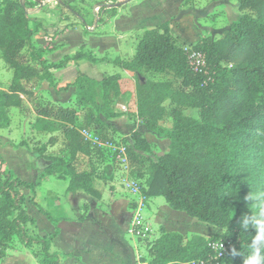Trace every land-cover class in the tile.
<instances>
[{"label": "trees", "instance_id": "1", "mask_svg": "<svg viewBox=\"0 0 264 264\" xmlns=\"http://www.w3.org/2000/svg\"><path fill=\"white\" fill-rule=\"evenodd\" d=\"M237 10L239 19L217 40L206 37L185 47L162 24L142 34L128 61L98 59L78 51L47 65L39 57L41 50L32 44L33 31L25 8L13 0H0V54L12 72L8 90H0V129L9 125V108H23V96L34 108L37 133L51 134L47 144H54V132L63 136L66 158L46 156L45 147L31 152L49 161L45 175L69 179V193L98 195L92 176L79 171L75 164L77 159L93 155L80 132L111 127L108 120L116 117L111 105L122 95L120 76L95 80L81 74L71 84L59 87L50 70L86 59L91 63L111 62L148 77L136 87V117L146 130L166 137L169 146L156 159L146 158L143 155L151 152L152 144L141 133L131 132L133 145L127 158L137 171L146 169L145 176H134L144 179V198H162L171 210L214 229L217 225L229 227V232H218L209 239L194 235L186 240V236L160 228L158 238L148 245L147 264H215L208 262L213 256L208 244L221 239L247 252L252 234L240 231L236 222L251 211L245 197L250 192H264V0H237ZM114 15L115 9L108 10L107 19ZM192 51L204 56L205 67L200 74L188 66L187 56ZM158 75L179 81L168 108L162 105L160 93L169 86L155 80ZM41 83L56 94L72 87L75 108L34 105L33 91ZM90 105L94 111L88 110ZM184 109L196 110L198 120L184 116ZM165 119L172 121L168 131L161 126ZM2 166L0 154V263L17 238L32 244L24 227L33 219L24 206L26 201L35 204L20 190L30 191L34 185L13 178ZM51 238L38 242L44 261L49 260L47 264H55L57 259L47 253ZM226 262L242 264V257L227 255L219 260V264Z\"/></svg>", "mask_w": 264, "mask_h": 264}, {"label": "crops", "instance_id": "2", "mask_svg": "<svg viewBox=\"0 0 264 264\" xmlns=\"http://www.w3.org/2000/svg\"><path fill=\"white\" fill-rule=\"evenodd\" d=\"M34 1L38 4L28 9L27 16L34 21L36 19L35 22L39 24V27L34 28L30 20L28 26L33 31L32 44L37 50H41L39 57L47 65L57 64L65 57H71L65 53L69 46L67 38L77 33L79 24L77 19L83 22L85 28L91 29H86L87 33L81 30L83 45L76 47L75 53L82 51L98 59L128 61L133 57L142 34L162 24L168 26L169 31L178 38L180 43L189 47L206 37L214 39L213 34L218 28H213L214 24L208 16L215 10L222 13L220 19H216L218 27L231 24L240 17L237 0H66L68 5L75 7L96 3L102 6V12L115 9V15L100 24L94 19L88 21L84 15L65 14L64 20L58 23L57 28H53L52 25L59 19L57 16L54 22H50L47 17L48 6L53 2H50L51 0H44L42 3L38 0ZM197 4L203 7L200 9ZM43 24L49 26L48 29L43 28ZM98 41L103 45L101 49ZM54 54L58 55L57 61H50L49 58ZM108 67H115L121 71L116 73L121 78L120 83L123 75H135L111 62L97 64L86 59L70 62L65 68L52 69L50 72L58 86L65 87L81 74L94 79L97 75L100 77ZM11 80L12 72L3 62L0 54V90L7 91ZM73 93L74 89L70 87L60 94L53 91L52 95L54 101L64 103L72 97ZM122 93H124L123 88ZM20 98L24 106L27 101L23 96ZM13 109L15 108L8 109L9 125L0 130L6 129V132L12 127L13 121L10 114ZM126 127L132 129V132L141 133L152 145L159 142L152 132L145 129L140 120ZM149 138L153 140L150 141ZM166 143L168 146L169 141L167 140ZM9 147L13 150L17 149ZM112 185L105 187L98 182L94 184V189L98 193L96 197L83 192L69 193L67 188V194L63 196L61 191L59 193L54 189H47L39 197L40 202L35 194V204L32 205L37 207V213L30 215L33 223L24 227L26 237L32 239V244L14 243L7 249L6 257L0 264H25L26 260L29 264H42V262L47 264L49 260L44 261L38 242L50 237L52 238L49 241L47 253L57 256L55 264H147V250L142 242L133 238L131 234L132 220L138 213L151 232L153 225L157 227L158 236L160 228L168 233H179L182 236L196 235L205 239L218 234L216 229L203 226H198L202 228L198 234L190 233L188 226L196 225V220L185 213L171 210L166 204H162L159 198L148 199L145 202L136 201L137 204L133 205L134 198L129 193L117 186L113 190ZM62 204L72 206V212L75 213L73 217L59 216L58 211L62 208ZM25 208L27 209L26 205Z\"/></svg>", "mask_w": 264, "mask_h": 264}, {"label": "rangeland", "instance_id": "3", "mask_svg": "<svg viewBox=\"0 0 264 264\" xmlns=\"http://www.w3.org/2000/svg\"><path fill=\"white\" fill-rule=\"evenodd\" d=\"M20 5L23 4V7L29 14L28 9H32L34 6H37L38 2L34 0H13ZM42 3L44 0H38ZM66 0H51V3L48 6V19L50 22H54L55 18L58 16V21L55 23L53 28H57V25L60 21H63V16L65 14L72 15L80 14L84 15L88 21L94 19L96 22L100 24L106 22L107 12H102V6L92 3L86 4L83 6L76 5H68ZM201 9L203 6L197 4ZM207 6V5H206ZM99 8L98 12H95V9ZM94 16H93V15ZM222 13L218 10H215L212 15H209L208 18H211L213 22V28H218L217 32L213 34L214 40L223 37L224 32L228 29L230 24L225 26L218 27L216 19H220ZM29 18V17H28ZM30 21L34 24V28H38L39 24H37L34 19L30 18ZM78 24L77 33L71 35V37L67 38L68 48L66 52L68 56H72L76 47L79 48L83 45L82 34L88 27H84L83 22L80 19ZM36 24V25H35ZM42 26L45 29H48L49 26L43 24ZM52 26L51 29H52ZM72 26V25H70ZM220 28H223L220 30ZM83 30V32L81 31ZM88 32V31H87ZM171 33V32H170ZM211 38V37H210ZM212 39V38H211ZM98 40V39H97ZM98 46L101 49L102 43L98 41ZM79 45V46H78ZM85 45V44H84ZM105 47V46H104ZM100 51V50H99ZM58 55H52L49 60L57 61L56 59ZM116 60V59H114ZM113 61V60H112ZM29 62V61H28ZM32 62H30L31 64ZM104 63V62H101ZM33 66L34 63H32ZM98 64V63H97ZM120 70H117L115 67H108L103 71L102 76H109L116 73H120ZM100 76V77H102ZM135 76V77H134ZM89 77V76H88ZM98 75L95 79H99ZM91 78V77H89ZM94 79V78H92ZM121 79V78H120ZM148 79L147 76H137L131 75L126 76L123 75L122 82L120 83V87L123 88L124 93L111 105L112 110L115 112L116 117L114 119L108 120L110 124V128L97 129L96 130H81V135L83 138L88 141L91 145L93 155L89 157V159H81L75 163L79 171L87 172L90 176H92L93 184L97 182L107 187L108 185H112L113 190H115V186L119 187L122 191L127 192L133 197V205L138 202H145L143 196V188L142 185L144 179H137L134 176H145V168L141 167V170L137 171L136 167H132L127 158L128 149H130L133 145L131 141V132L132 129H129L128 125L131 123L136 124V121L139 120L136 117V96L135 91L138 84L145 83ZM155 80L166 82L169 86L168 88H164V90L160 93L162 105L168 108L170 104V97L173 94L176 87L179 85V81L173 79L172 77H168L166 75H158L155 77ZM121 81V80H120ZM121 88V92H122ZM73 89V88H72ZM53 89L48 86L46 83H41L37 85L34 89V98L33 104L38 107L42 106H61L64 108H75L74 107V93L72 97L64 101V103H60L59 101H54V97L52 95ZM88 110L94 111L93 105L88 107ZM86 111V109H85ZM183 115L195 120H198V112L193 109H184L182 110ZM84 111L80 112V116L83 117ZM12 115V127L5 132V130H0V154L4 160V166L1 167L2 170H7L10 172L13 178L20 179L21 181L27 182L29 184H33L34 187L31 188L30 191L20 190L23 192L25 197L30 195V198L33 200L36 198L35 194H37V198L41 202L40 198L44 193V190L54 189L56 192L61 191V194L65 196L67 194L66 188L69 179H58L56 176H47L43 173L44 168L49 164V161L46 157H38L37 154L31 152L34 150H39L41 147H45L46 156L49 155H58L67 157V149L64 147V140L61 132H54L52 135L55 137V142L52 146L47 144L48 138L51 134H41L37 133L35 119L36 115L34 113V108L31 103L25 102L23 108H15L11 112ZM81 119V118H80ZM79 122H81L79 120ZM117 124V125H116ZM120 124V125H119ZM172 125V121L169 119H165L161 122V126L166 128L168 131ZM168 133V132H167ZM8 134V135H7ZM154 138H158L159 142H155L152 145L151 152L144 153L143 156L146 158L156 159L158 156L167 152L168 146L166 145L167 140L166 137L158 136L153 133ZM150 141L153 139L149 138ZM169 141V140H168ZM17 148L16 150L11 147ZM20 148V149H18ZM39 161V162H38ZM145 174V175H144ZM94 186V185H93ZM159 201L162 204H165L162 198H159ZM28 202V201H27ZM26 203L27 210L29 215H33L37 213V207ZM25 207V206H24ZM60 215H67L73 217L75 213L72 212V206L68 204H62V208L58 211ZM196 225H189L190 233L198 234L199 231L202 230L201 227L205 228H213L211 226L205 225L203 223L195 221ZM153 230L151 232V236L149 240H140L142 242L143 247L148 252V245L150 242H153L155 238L158 236V229L153 225ZM207 234V233H204ZM194 236V235H192ZM192 236H186V240L191 239ZM14 243L21 245L22 242L17 238ZM209 239V238H208ZM149 261V256H148ZM25 264H29L26 260Z\"/></svg>", "mask_w": 264, "mask_h": 264}, {"label": "clouds", "instance_id": "4", "mask_svg": "<svg viewBox=\"0 0 264 264\" xmlns=\"http://www.w3.org/2000/svg\"><path fill=\"white\" fill-rule=\"evenodd\" d=\"M245 200L249 202L251 211L242 214L237 219V226L245 234L251 233V240L247 245V252L230 247V256H241L242 264H264V192L249 193ZM216 231L221 233L229 232V227L217 225ZM223 239L219 242V255L223 256ZM227 264V262H226Z\"/></svg>", "mask_w": 264, "mask_h": 264}, {"label": "built area", "instance_id": "5", "mask_svg": "<svg viewBox=\"0 0 264 264\" xmlns=\"http://www.w3.org/2000/svg\"><path fill=\"white\" fill-rule=\"evenodd\" d=\"M99 8L95 9V12L97 13ZM91 29V28H88ZM187 62L188 66L194 73H202L204 67H205V59L204 56L199 52H189L187 56ZM142 202V201H141ZM131 234L133 238L136 240H148L151 235V230L149 226L143 221L140 214H136L132 220L131 225ZM219 241L210 242L208 244V248L212 253V257L209 259L208 262H214L215 264H219V260L224 259L228 254V250L230 247H234L233 244L230 241L224 242L223 247V256L219 255ZM217 262V263H216ZM202 264V263H201Z\"/></svg>", "mask_w": 264, "mask_h": 264}, {"label": "water", "instance_id": "6", "mask_svg": "<svg viewBox=\"0 0 264 264\" xmlns=\"http://www.w3.org/2000/svg\"><path fill=\"white\" fill-rule=\"evenodd\" d=\"M21 6L23 7V4H21ZM24 8V7H23Z\"/></svg>", "mask_w": 264, "mask_h": 264}]
</instances>
